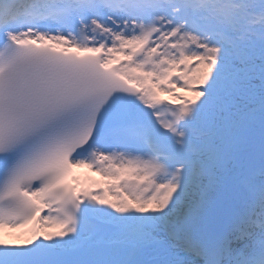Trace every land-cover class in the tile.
<instances>
[{
	"label": "snow or ice",
	"instance_id": "snow-or-ice-1",
	"mask_svg": "<svg viewBox=\"0 0 264 264\" xmlns=\"http://www.w3.org/2000/svg\"><path fill=\"white\" fill-rule=\"evenodd\" d=\"M0 264H264V0H0Z\"/></svg>",
	"mask_w": 264,
	"mask_h": 264
},
{
	"label": "bare ground",
	"instance_id": "bare-ground-1",
	"mask_svg": "<svg viewBox=\"0 0 264 264\" xmlns=\"http://www.w3.org/2000/svg\"><path fill=\"white\" fill-rule=\"evenodd\" d=\"M86 170H83V169H80V170H77L78 173H81V172H84Z\"/></svg>",
	"mask_w": 264,
	"mask_h": 264
}]
</instances>
